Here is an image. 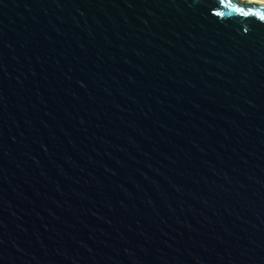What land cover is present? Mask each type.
Wrapping results in <instances>:
<instances>
[{
	"label": "water",
	"instance_id": "water-1",
	"mask_svg": "<svg viewBox=\"0 0 264 264\" xmlns=\"http://www.w3.org/2000/svg\"><path fill=\"white\" fill-rule=\"evenodd\" d=\"M227 2L0 0V264H264V4Z\"/></svg>",
	"mask_w": 264,
	"mask_h": 264
},
{
	"label": "snow or ice",
	"instance_id": "snow-or-ice-1",
	"mask_svg": "<svg viewBox=\"0 0 264 264\" xmlns=\"http://www.w3.org/2000/svg\"><path fill=\"white\" fill-rule=\"evenodd\" d=\"M219 4H220L221 7L232 8L233 11L240 12V13H242L245 16H247L249 14L259 15V13L244 12V10L242 8H233L232 5L229 2H227V0H219ZM213 15H215L216 17H223L224 13L220 12V11H216V12L213 13ZM260 19L264 20V16H260Z\"/></svg>",
	"mask_w": 264,
	"mask_h": 264
},
{
	"label": "bare ground",
	"instance_id": "bare-ground-1",
	"mask_svg": "<svg viewBox=\"0 0 264 264\" xmlns=\"http://www.w3.org/2000/svg\"><path fill=\"white\" fill-rule=\"evenodd\" d=\"M250 2H257V3H261V4H264V1L262 0H248Z\"/></svg>",
	"mask_w": 264,
	"mask_h": 264
},
{
	"label": "rangeland",
	"instance_id": "rangeland-1",
	"mask_svg": "<svg viewBox=\"0 0 264 264\" xmlns=\"http://www.w3.org/2000/svg\"><path fill=\"white\" fill-rule=\"evenodd\" d=\"M262 1H264V0H262Z\"/></svg>",
	"mask_w": 264,
	"mask_h": 264
}]
</instances>
